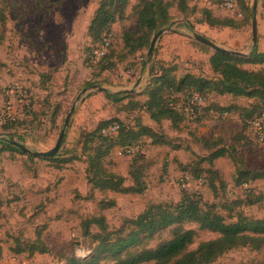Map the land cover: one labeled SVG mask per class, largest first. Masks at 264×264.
<instances>
[{
	"label": "rangeland",
	"instance_id": "obj_1",
	"mask_svg": "<svg viewBox=\"0 0 264 264\" xmlns=\"http://www.w3.org/2000/svg\"><path fill=\"white\" fill-rule=\"evenodd\" d=\"M99 1L0 0V108L10 88L24 96V103L31 112L20 124L8 129L0 127V139L10 136L31 151L46 152L54 147L60 132L65 130L58 159L53 161L30 160L25 154L0 152V264H65L66 257L85 258L95 246L84 236L85 220L103 217L112 230L124 219L136 217L151 203L177 202L183 191L216 205L217 211L226 218L241 214L252 220L264 219V180L234 185L238 168L264 171V149L253 141L240 115L243 108H250V100L211 93L207 96L208 102L238 109L226 118L213 115L198 122L184 120L177 127L169 121H163L158 127L140 106L146 100L152 63L173 66L177 78L190 74L216 79L209 66L213 51L200 47L193 40V33L222 48L248 55L252 17L245 21L240 8L237 7L236 13L226 11L220 7L219 0H190L188 5L194 13L187 17L173 5L169 10L170 22L160 29L167 32L157 40L147 63L148 49L123 56L126 52L122 32L137 27L132 11L137 0H130L109 34V55H112L108 62L113 67L101 71L106 60H94L92 52L98 42L87 35ZM245 1L253 16L256 0ZM202 9L209 10L215 18L233 20L237 28H213L199 23ZM255 14L258 37L263 45L264 0H257ZM262 45H258L257 40L255 50L260 53L264 50ZM242 67L264 71V64ZM92 86L102 87L108 93L92 91L81 97L65 128L66 116L77 96ZM122 90H133V93L118 102L106 98L107 94ZM134 103L137 106L132 107ZM25 109L24 118L28 114ZM112 120L120 129L135 128L136 132L138 122L152 127L182 149L173 151L166 146H154L147 137L134 142L140 146L138 156L150 163L146 191L141 195L101 192L88 182L83 136L94 132L101 122ZM118 146L110 151L104 164L108 172L125 178V185L129 186L132 181L128 171L133 158L119 156ZM207 147L221 148L226 151L225 155L212 163L200 161L214 151ZM181 166L189 169L196 166L204 173L195 178L183 172ZM183 177L189 178L188 188L177 185ZM200 179L204 181L202 186L197 185ZM249 193L254 205L245 203L234 212H227L230 202L246 198ZM188 227L197 230L195 225ZM90 231L99 230L93 225ZM37 232L49 249L47 254L14 255L11 252L22 242H34ZM167 238L166 232L161 239ZM215 239L216 234L199 231L192 248ZM212 264H264V250L234 249Z\"/></svg>",
	"mask_w": 264,
	"mask_h": 264
},
{
	"label": "trees",
	"instance_id": "obj_2",
	"mask_svg": "<svg viewBox=\"0 0 264 264\" xmlns=\"http://www.w3.org/2000/svg\"><path fill=\"white\" fill-rule=\"evenodd\" d=\"M189 1L137 0V3L132 7L137 27L135 30H124L121 35L123 50L126 52L123 56L135 55L148 49L152 37L170 22L169 10L173 5L185 17L192 15L194 9L189 7ZM235 1L244 20H249L252 14L246 1ZM129 2L130 0H100L87 27L88 37L100 43L104 36L111 34L112 26L121 18ZM200 14L199 23H205L213 28H237L233 20L215 18L209 10L202 9ZM110 48L111 43L107 54L100 59L103 62L106 60L105 66H101V71L113 67V64L108 62L112 55H109ZM245 64L263 65L264 52L259 53L254 49L251 55L244 58L213 51L209 58V66L216 75L215 80H207L190 74L177 78L176 69L173 66L152 63L149 68L150 80L146 89V100L140 106L158 127L163 121H169L173 127H177L184 120L198 122L202 118L213 115L226 118L231 112L238 109L235 106H221L218 103L208 102L207 96L211 93L217 96L229 95L233 98H247L252 105L248 109L243 108L240 115H243V123H247L249 135L259 146L250 132L248 122L264 113V71L248 70L242 67ZM183 93H198L204 97L201 115L189 118L183 112L170 109L168 103L171 95ZM130 97L129 94L106 95V98L113 102ZM135 106L137 103L132 104V107ZM29 109L26 107L25 114H28L25 115V118L23 117L24 119L7 123L2 128L8 129L26 120L27 115L31 113ZM112 125L118 126L116 137L103 136L102 130ZM137 125L135 126L136 129L138 128L136 132L135 128L120 129V125L114 120L103 121L94 132L83 136L82 149L86 153L88 182L92 187L101 192L117 194L141 195L146 191V176L150 163L139 157L140 153L132 157V162L129 165L128 175L132 181L131 185L126 186L125 178L106 170L104 160L116 145H120L117 149L122 152V157H127L124 154L129 147H139L140 149L139 145H134V142L140 137L149 138L154 146H166L173 151L182 150L178 144H173L174 141L165 134L152 127L143 126L139 122ZM12 141L10 136L8 139H0V152L23 154L10 144ZM207 148L210 151L214 149ZM225 152L221 148L214 149L209 156L200 161L212 163L223 157ZM26 156L30 160L38 159ZM57 156L58 154L48 160L58 159ZM181 169L195 178H199L204 173V170H200L196 166L190 169L187 166H181ZM257 180H264V171L238 168L234 185H249ZM251 197L252 194L249 193L246 198H237L230 202L227 212L232 213L235 208L245 203L254 205L255 201H251ZM93 225L98 227V232L90 231ZM191 225L197 226V230L188 227ZM83 229L84 236L95 244L91 254L85 258L66 257L65 264H101V262H105V264L107 262H109L108 264H212L222 254L234 249L246 248L256 252L264 250V219L252 220L241 214L229 215V218H226L217 211L216 205L203 202L195 194L185 191L181 192L179 200L175 203L149 204L136 217L124 219L118 228L111 230L103 217H97L85 220ZM199 231L214 233L217 235V239L200 242L195 248H192ZM166 232L168 238L161 239ZM11 252L14 255L47 254L49 249L41 240L40 232H37L34 242H22L14 246Z\"/></svg>",
	"mask_w": 264,
	"mask_h": 264
},
{
	"label": "built area",
	"instance_id": "obj_3",
	"mask_svg": "<svg viewBox=\"0 0 264 264\" xmlns=\"http://www.w3.org/2000/svg\"><path fill=\"white\" fill-rule=\"evenodd\" d=\"M220 7L229 12H237V4L235 0H219ZM111 43V36H104L100 43L96 44L92 52L94 60L99 61L107 54L108 47ZM204 97L198 93L172 94L168 106L171 110L183 112L187 117L191 118L202 114ZM28 107L24 103V96L19 92H15L10 88L5 92V100L0 108V127L10 122H15L23 117L24 109ZM251 134L256 139L260 147L264 148V113L248 122ZM118 126L112 125L102 130V135L109 138L116 137ZM118 150V149H117ZM139 147H129L125 150V156L133 157L139 152ZM122 152L118 150V155L122 156ZM188 177L180 178L177 185L182 188H188L190 181ZM204 183L202 179L199 184Z\"/></svg>",
	"mask_w": 264,
	"mask_h": 264
},
{
	"label": "water",
	"instance_id": "obj_4",
	"mask_svg": "<svg viewBox=\"0 0 264 264\" xmlns=\"http://www.w3.org/2000/svg\"><path fill=\"white\" fill-rule=\"evenodd\" d=\"M256 5H257V0L255 1L254 7H253L254 14L252 16V21H251V51L249 52L248 55L252 54V52L255 49L256 43H257V21H256V14H255ZM165 32H167V30L158 31L153 36L152 40L150 41V44H149V47H148V51H147V55H146L147 63L150 62V59H151L152 53H153V51L155 49V45H156L157 40ZM192 38L197 43L208 47L209 49H211L214 52H221V53H225V54H228V55H231V56H235V57H246V56H248V55H246L244 53L230 51L228 49L222 48V47L216 45L215 43H213L212 41H210L209 39H207V38H205V37H203L201 35L195 34V33L192 34ZM137 83L138 82H136L135 86L137 85ZM92 91H98V92H101V93H108L106 91V89H104L102 87H99V86H92L91 89L82 90L81 93L77 96L75 103L72 105V107L70 108L69 113L66 116L65 123H64V127L65 128L67 127L68 121H69L71 115L73 114V112L75 110L77 101L81 97H84V96L88 95ZM115 93L116 94H130V93H133V90H122V91H117ZM64 134H65V130L63 129L60 132V135H59L54 147L52 149H50L49 151H46V152L31 151L30 149L26 148L22 144L16 143L14 141L10 142V144L12 146H14L15 148L19 149L23 154H26L28 156H33V157L41 158V159H49V158L54 157L57 154V152L59 151V148H60L61 143H62L63 138H64Z\"/></svg>",
	"mask_w": 264,
	"mask_h": 264
},
{
	"label": "crops",
	"instance_id": "obj_5",
	"mask_svg": "<svg viewBox=\"0 0 264 264\" xmlns=\"http://www.w3.org/2000/svg\"><path fill=\"white\" fill-rule=\"evenodd\" d=\"M259 8H261V7H259ZM257 40H258V45H262L261 42H263V41L260 39V37H258V33H257ZM263 46H264V44L262 45V47ZM262 52H264V50H262L260 53H262ZM221 106H223V105H221Z\"/></svg>",
	"mask_w": 264,
	"mask_h": 264
}]
</instances>
